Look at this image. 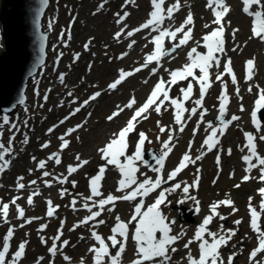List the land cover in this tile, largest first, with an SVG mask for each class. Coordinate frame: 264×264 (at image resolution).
<instances>
[{
    "label": "rangeland",
    "instance_id": "374dc122",
    "mask_svg": "<svg viewBox=\"0 0 264 264\" xmlns=\"http://www.w3.org/2000/svg\"><path fill=\"white\" fill-rule=\"evenodd\" d=\"M103 1L105 0H84V2L79 3L78 1L75 2V0H62L60 3H58L59 8L52 6L50 9V16L55 17V14H60L62 12L64 13L66 10H69V6L72 4H74L76 7L75 11L79 16L76 25V33L82 39H79L81 40L80 43L77 42L78 44L76 53H72L67 58L62 59L61 50L63 45L61 44V41H56L54 39L53 42H51L52 44L50 43L53 47V51L50 49L52 56H50L51 60L49 61L51 67L55 60L60 59L62 60L60 71L65 72L67 70L73 75L81 73V75L75 78L71 77L70 84L67 85L68 89L66 90L68 94H73V96H78L81 99L87 97L89 94L98 89L105 88L106 84H108L119 74L124 64L131 63L134 61L133 59L137 58V56H134L133 59L126 60L125 62H119L117 60V55L120 52L125 51V45L127 42L124 41L123 45H121L120 41L122 40H115L113 37L114 33H118V31H120V27L115 25L117 21L115 17L117 16L116 14L119 13L121 16L125 12L129 14L127 18L123 20V26H126L127 30L125 34H127L128 29L131 31L135 28L136 24L139 22V18H146L149 15L152 7L151 0L150 5L149 0H135L134 4H126V0H119L118 2H114L113 5L107 4L109 9L111 8L112 10V16H109L105 8L101 9L99 7L102 5ZM198 2H200V0H192V4L187 5L188 8L191 7L196 12V18L198 21L194 29L196 41H200L201 35L207 31L205 29L204 20L210 16V14L205 10L200 11L197 8L196 5ZM135 9H138V11H135ZM185 14L186 13L181 15V17L183 18ZM68 20L69 16H65L64 14L62 22L67 25ZM85 21L89 22L83 23ZM229 22L232 25V30H230L227 46L223 52L224 60L220 64L219 72L215 75V79L218 75L221 76V79L216 81L213 88L211 85V87L208 89L206 95L203 98V106L200 107L194 103L195 100L200 99V85L191 77H189L187 80L179 81L176 85L172 86L169 91V95L172 98L181 100V102L184 103V107L189 110L184 112L182 117L184 131H179L180 125L175 123L174 106L165 101L161 108L160 114H157L152 109V112L147 114V119H142L136 124L135 131L129 134L127 145L128 147H136L139 139L138 133L144 132L148 137V141L151 142L145 141L143 149L148 150L153 148L163 152L164 142L169 140L170 133L172 135V140L170 143V147L172 148V151L170 152L171 157L168 159L167 164L168 162L169 164L165 169L157 172L154 171V169H157L158 167L151 168L153 166H146L140 161L135 162V166L138 168V171L136 172L137 174H135V178L137 180L144 181L145 179H152L154 181L158 176L162 179L161 188H158L150 193L151 196H155L153 202L150 201V206L155 202L158 193L161 190L171 188L176 183H180L182 186L181 189L176 190L170 195L166 194L167 202L161 205V212L167 218L166 222L172 229L171 234L177 235L183 233L181 238L175 244L171 245V247L176 248V251H171V254H178L179 252L183 251L185 255H188L192 248L199 246V242H193L189 245V248L184 247L188 241L193 240L194 234L198 226L203 222L204 218L211 214L210 205H212L214 202L230 199L234 202V207L237 209V211L233 213L231 207L221 205L217 211L220 213V215L226 217V219L221 220L219 217H214L213 221H215V223L213 225L210 224L208 228L213 226L211 228V232L220 233V225H223L225 230L234 229L236 231V235L232 237L228 244L226 246H222L219 249L221 258L223 261L225 259V264H227L230 255L236 258L234 259L233 264H256L255 260L250 261L249 259L252 250L258 246V236L257 233L254 232L250 227V213L248 205L249 199L251 198V206L256 208V210L260 213L259 224L261 229L264 230V212H261L260 210L262 196L259 193V189L262 185H264V181L259 179L260 173H258V175L252 179V182L234 185L235 182L240 183V179L243 175V171L240 169L236 181H232L230 177L232 174V169L237 168L235 167L236 165H241L237 152H235V155L232 157L226 154L225 162L228 163V166L230 167L228 169L229 173L227 171L228 174L226 176H222L220 179L218 177V180L214 181V183L213 178L210 181V175H212L210 174L212 171L211 166H213V162L209 159L210 154H208L209 151L207 147L203 145L204 133H202L200 136L197 135V130L199 129L198 131L202 132L205 126H207L208 129L207 134L210 135L212 128L209 127V124L217 129L220 128L218 124H215V121L220 113L219 97L222 94L221 89L223 83L230 86L232 85V77L231 75L224 72L223 67L229 59L231 60L232 72L238 76V82L241 88L239 96L243 97V100H239L233 91L230 92L233 100L228 99L229 110L227 113L229 114V118L235 115L239 117V119L236 120L234 125L227 133L221 135L219 131L217 132L218 137H220L218 149L222 147L221 144L224 140L226 142L224 145H227V149L228 147L236 145V142H240L239 146H242V133L250 128V125L246 123L249 120V114L251 113L252 107L251 93L249 92V88L251 87L252 92L264 84V54L262 53L261 43L259 40L255 41L250 37L248 21L240 15L234 4L232 13L229 17ZM234 29H238V31H236L235 36L233 37ZM55 37L56 36H53V38ZM86 37L94 38V42H91L90 40L85 41ZM133 38L134 37H131V39ZM86 42L92 44L87 50L83 49V44ZM141 46V48H143V45ZM192 46L193 45L180 50L179 54L181 57L179 59H176L175 57H168L170 66L173 67V70L181 69L184 65L190 63L188 51L193 48ZM137 48L138 47H136L133 51L134 55L138 54L136 52ZM89 50L91 51L90 54H88ZM2 51L3 41L0 30V53ZM99 51H102L101 57L96 59L95 55ZM79 54H81L82 58L79 57ZM249 59H255L258 63V67L256 76L252 78L251 82L248 84L245 81L246 72L244 63ZM135 67L137 66H127L129 69H133ZM167 68L168 67H166L164 63L163 67L160 69L162 70L164 77L168 74ZM210 68L211 65L209 66V69ZM196 75H199L198 69L196 70ZM84 76L85 78L83 79ZM147 80L148 83L145 82ZM149 80L150 79L147 78V74H143L139 77H136L133 81L124 86L120 92L116 94L108 93L107 97L99 103L94 114V118L91 119L88 125L83 123V129L75 137L72 145L67 149V151H61L60 154L65 155L68 160L69 158L76 160V156L79 155L81 160L88 161V163L82 167L79 175L75 176V179H73L67 186H54L56 182L54 180V177L57 175L56 173L65 172L63 168L64 165L62 167L53 166L54 161L49 159L53 151L56 153L60 152L59 148H61L62 141L59 139H52L50 140V145H55H53L51 149L43 148V145L47 143V141L44 142V140L47 139V127H52V125L56 124L58 120L48 119V109L47 107H44L46 105L42 102L38 95L34 94L36 87L32 90V105L28 108H22L15 116L16 120L14 121L13 125H16L18 129L15 128V130H13L11 126H7L6 131L0 135V143H3L5 147L9 145L10 138H12L10 154H6L4 156V160L0 161V164L8 162L7 167L3 170V172H0V176L9 173L6 171L8 167H11L15 171L12 177L8 176L7 179L1 180L0 185H3V187H0V205L3 203L9 204L10 200L15 198V196H11L15 193V185L18 183L19 177H23V180L19 182L25 185L27 191H24L23 189L18 190L17 185L16 190L22 193L23 197H28L33 192L38 190L40 194L33 196V200L39 201L38 205L42 204L39 207L34 206L30 209V213L32 214L33 218L37 219H34V221L27 226L24 225V221H20L15 217V221L18 225L14 229V237H17L19 241L18 243H15L13 242L14 238H12L9 242V264H11L12 254L17 250L18 245L22 241H27V244L25 254L23 258L18 261V264H60L59 262L64 264H82V262L83 264H94V254L89 251V249L93 246L98 247V244L92 237L93 231L97 232L105 240H107L108 245H110V249H112L110 253L115 255V253L118 251V246L116 248H112L111 242L106 238L105 234L112 235L111 228L116 223L115 217L121 214L120 218H122V216H124V212L127 209V205H122L119 213L108 211L107 209L109 207H113V205H109L108 207H105V210L102 212L99 218L97 217L96 221H91L86 224H81L80 222L85 217L90 215V213H88L87 209L84 207L85 203H87L89 207H91L90 203L92 204V201L86 199L91 195L90 185L88 184L90 178L97 174L100 166L106 167V172L104 174V178L101 181L100 187V191L103 193V196L109 193L113 195L118 193L117 197L124 195V192L117 191L118 181L121 179V174L118 168L115 165L107 164L106 161L102 159V153L99 150L105 147V145L112 138H114V133L119 132V130L125 126L131 111L123 114L114 121H108V115L117 110L118 105L121 107L126 105L127 102L130 101V97H139L144 92V96H146L150 91V89H148L150 82ZM189 83H192L193 85V92L190 99L184 101L180 90L182 88H186ZM232 88L235 89L234 85ZM223 91L228 95L227 91ZM240 105H243L246 111L241 112ZM138 106L139 104L137 107ZM39 107L41 108L39 109ZM194 107L197 108V112L195 115H192L190 110ZM202 114L203 120H201ZM30 119L36 124H39V126H41V121H45L46 124L42 125L43 127L40 129L39 134H37V132L36 134L32 135L26 129ZM20 125H22V129L18 131L20 129ZM160 127L165 128V131L161 132ZM194 129L196 130L195 132ZM233 131H235L234 137L232 136ZM256 131L259 133L257 135L258 140L264 142V139H260V137H264V129L260 128L258 131L256 128ZM26 135H31V137ZM31 138H33L32 141H29ZM25 141L27 142L25 143ZM190 144L191 147L189 148ZM55 146L57 147L55 148ZM239 146L236 145L235 148L238 149ZM202 148H204V151L203 154H200L198 151H200ZM186 153L194 162L189 163L187 167L182 170L183 173L181 175H177L173 180H170L173 181L171 185L164 184L165 182L169 181L167 177L170 172L167 170H174ZM132 155H134V152L130 150V156ZM45 157H47V165L45 168H49V170H45V168L44 170L39 169L38 167L39 162L44 161ZM197 157H200V159H197ZM201 159H203V161L200 162V165H198L194 171L196 160L200 161ZM121 162L126 163L124 159H122ZM77 163L79 164V161H77ZM206 163L209 165L207 169L205 168ZM198 169L199 172H196ZM44 171L50 172L51 175L44 177ZM215 174H217V172ZM197 176L199 177L198 186L190 187L189 193L187 195L194 196L199 201V214L196 213L193 216V223H182L181 221L172 223L173 219L177 216V210H173L175 205L182 204L190 208H197L195 201L188 199L186 194H184L182 191L183 186L185 184L192 185L197 179ZM33 180L36 181V184L34 185L30 184V182ZM45 181L51 182L52 186L46 187ZM73 181L75 182V187H73ZM225 184L230 185L224 186ZM236 185H239V187H236ZM6 186H8V188H6ZM62 191L64 192L63 196H61ZM73 199L76 200V210L74 211H72L73 206L71 203ZM47 200H55V202L52 201L53 206H58V210L61 209V212L58 213L63 214L62 216L60 215V222H58L57 219L59 216H56V218L53 219L50 217L45 219L43 212L38 214L39 208L43 209V211L46 209ZM180 201H183V203ZM242 204H244V207H242ZM98 210V208L95 209V211ZM27 216L30 215L27 214ZM99 220H103L104 223L97 225V221ZM237 220L242 222L239 225H236L234 222ZM62 222L63 234L61 235L60 240L55 241V244L59 250L58 255L68 256L70 261H66L64 257H62V259H60L58 262L57 257H55L56 255L54 257L51 256L49 248L52 247L54 243L53 238L58 235V229H61ZM124 222L128 223L129 220L125 219ZM22 224L24 225L23 227H21ZM78 224L79 226H76ZM5 225L6 222L0 216V250H2L3 238L6 234V231L9 229V227ZM42 225H47V227L44 228L43 231H40ZM158 236L160 237V233H158ZM41 238H43L46 243H42ZM204 238L209 240V243L212 242L211 237L205 235ZM63 241H68L67 246L62 245ZM127 245L128 244L126 242L125 251L120 257L129 259L130 253L128 252ZM258 254L263 255V253ZM177 260L179 261V259ZM174 262L176 263V261ZM261 262H264V257ZM168 264L171 263L169 262Z\"/></svg>",
    "mask_w": 264,
    "mask_h": 264
},
{
    "label": "snow or ice",
    "instance_id": "6c2138e0",
    "mask_svg": "<svg viewBox=\"0 0 264 264\" xmlns=\"http://www.w3.org/2000/svg\"><path fill=\"white\" fill-rule=\"evenodd\" d=\"M106 2V0H105ZM127 3H135V0H126ZM40 7L37 9L36 12V26L39 28V17L43 14V9L48 5V0H39ZM153 11L150 12L149 16L150 18L143 23L140 27H137L131 31L127 32V36L131 37L136 32H139L143 29L152 28V31L158 32L159 34L156 35L152 40L151 43L155 45V50L150 54L147 55L145 58V62L142 65V67H147L148 64L156 62L159 63L160 59L164 55H169L171 52H175L177 48L184 46L187 44V42L192 38V29L188 27L189 25L194 24L193 15L191 12L187 15L185 21L177 27L174 31H170L167 29H161L160 25L163 23V20L165 19V10L163 5L165 4V0H151ZM242 11L253 17V27H252V34L253 37L259 38L261 40H264V0H242ZM253 6H256L258 10L253 11ZM103 7V5H101ZM207 7L212 8L213 15L215 19L213 20V24L218 25L216 29H214L211 33L206 34L203 36L204 41V48L207 49L206 54H200L197 52V49L193 47L189 53L188 58L190 63L184 65L181 69L172 70L170 71V80L167 82V84L175 85L179 81L187 80L189 77H191L193 80L197 81L200 85V99H197L194 101L195 105L202 107L203 104V98L206 95L207 89L211 87V84L209 82V66L212 63H215L217 66H219L220 61L217 57V53H223L224 52V26L225 23L224 17L227 15L228 12H230V7L227 6L226 0H208ZM180 8L179 0H176V3L173 4L171 7H168L166 9V16L168 19H171L173 16V13L175 11H178ZM129 14L127 12L123 13L121 16L119 13H117V16L120 17V19L117 21V23L123 22L124 19L127 18ZM49 27H51V22L49 24ZM205 27H208V25H205ZM187 29V30H185ZM236 31L238 29L233 30V37L235 36ZM123 33V30L121 32H118L116 34V39H119L121 34ZM182 33V38L179 39L178 43H175L173 47L166 51L163 47V42L165 38H171L172 41H176L177 34ZM63 38V33L61 34ZM70 38V36H69ZM41 46H40V53H41V59L38 61V63H42L43 59V41L47 39L46 36L41 35ZM133 44L135 41L132 42ZM131 44L129 45V48H131ZM88 45H85V49L87 50ZM235 50V49H234ZM78 58V57H77ZM120 58H123L122 56ZM199 70V75H196V70ZM254 70V60L249 59L246 61V79L250 80L252 78V73ZM141 71V68H135L133 71H124L120 70L119 77L109 85L110 89H116L119 84H121L127 77H130L134 75L135 72ZM156 69H153V74H155ZM224 72L231 75L232 77V83H236V77L232 72L231 68V60L229 59L227 63L224 64ZM61 81H63V75L60 77ZM216 79H221V76H217ZM147 82V81H145ZM226 89V85L224 86ZM183 100L187 101L190 99L191 94L193 92V85L192 83H189L186 88H182L181 90ZM251 91V88L249 89ZM239 94V91L237 89V95ZM100 95L99 92L93 94L89 100L84 101V106H86L91 100H95ZM163 97V99H161ZM47 99V97H45ZM220 100V125L221 127L219 129L212 127L211 124H209V127L212 128L211 134L204 140L203 145L207 147L208 151H211L216 144L219 143V140L217 139V132L219 131L222 135L223 132L227 129L229 122L224 119V116L226 115V108L227 104L229 102L228 96L226 92L222 93L219 97ZM169 102L172 106H174L175 109V123L180 125L179 131H184V125L182 121L183 113L186 111H189L184 107V103L181 102V100L172 98L169 95V88L166 86V81L161 78L154 86L153 90L147 97L146 101L139 107L136 108L133 112V115L127 120L125 126L119 130V132L114 133L113 137L106 145L105 147L101 148L99 151L102 153V159L106 161L107 164L115 165L120 174L121 179L118 181V192H124L125 189L131 188L133 185H136V187L131 191L128 192L122 196H114L113 194L109 193L105 198L100 199L98 201L93 200L94 197H101L103 196V193L100 191L101 187V181L104 178V174L106 172L105 166H100L97 174L90 178L89 184H90V192L91 195L87 197V200L92 201V207H97L98 211H93L92 207H89L87 203L84 204V207L87 209V211L90 213L89 216L85 217L80 223L86 224L89 221H95L97 217H99L102 212L105 210L106 205H113V207H109L108 211H114V205L117 200H124V201H133L136 200L137 197L143 198L144 196H147L152 191L161 188L162 179L158 176L154 181L152 179H145L143 182L137 183V180L135 178V173L138 171V168L135 166L136 161H142L143 160V146L145 144V141H148V137L144 132L138 133L139 139L135 148V153L132 156L126 155L127 150V138L130 133L135 131L136 124L139 122V119H147V115H144L148 113L149 109H153L157 114L161 113V108L164 105V102ZM20 103H23V99L19 101ZM136 104L135 97L131 98L130 101L124 105L123 107L117 106V111L113 112L112 115L108 117V120L114 119L116 116L120 114L125 108L127 109H133V106ZM256 109L257 111L264 109V91H262L259 95V98L256 101ZM243 107L241 106V111H243ZM80 108L77 107L72 115H74L76 112H79ZM257 111H253L251 113V118L253 124L256 126L257 130H260V125L257 119ZM192 115H195L197 112V108H192L190 110ZM239 117L233 115L231 117L232 121L238 120ZM201 120H203V114L201 115ZM3 123L8 124L9 119L8 116L5 115L3 117ZM60 123H63L61 121ZM159 126V122H158ZM15 127V125H13ZM82 127V125H77L76 128L69 129L65 135H71L72 132H75L77 128ZM49 131H52V129H49ZM160 131L164 132L165 128L160 127ZM196 130L194 129V132ZM11 139L9 141V145L5 147L3 143H0V161L4 160V156L6 154H10L11 152ZM245 139L247 141L246 147L248 149V155L243 156V161L248 166L246 167L245 171L250 172L254 165L252 163L253 158H255L258 161L259 166H264V157H261L258 155L256 151V145L254 143L255 137L251 133H245ZM260 139H264V137H260ZM61 143V151L68 147L69 141L64 138V136L60 137ZM172 140L171 133L169 134V140L167 142H164L163 148L164 151L159 157L154 156L153 158L156 160V163L159 165V168L154 169V171L160 172V170L163 168L164 165V159L169 155V153L172 151V148L170 147V143ZM27 141H25L26 143ZM151 142V141H148ZM43 147H48L47 144H44ZM191 147V144L189 145V148ZM229 154L230 150H229ZM120 157H123L126 163L121 162ZM35 159V158H33ZM50 160H54L55 163L58 165L61 163L60 157L58 153H53L50 157ZM197 159H200V157H197ZM76 160L79 161V164L76 166L69 165L67 168L68 175H71L72 173H75L78 171L79 167H83L88 163L87 160H81L80 156H76ZM191 157L186 153L178 165L175 167L173 171H171L167 177V179L173 180L184 168L187 167L189 163H192ZM217 164L220 163L219 156L217 157ZM8 162H5L3 164H0V172H3V170L7 167ZM39 169H44L46 167L45 161H40L38 164ZM31 172V170H30ZM199 172V169L197 170ZM51 174L47 171L43 172L44 177H48ZM251 177L246 175L243 179L246 181L250 179ZM54 179H57L58 183L63 184L67 182L66 178H57L54 177ZM259 179L261 181H264V167H261L260 177ZM23 177L18 178L17 183V189H24L25 185L23 183H20L19 181H22ZM199 183V177L197 176V179L193 182L192 185L185 184L182 188V191L184 194H186V197L188 199H191L195 201L197 208L196 211L199 212V201L194 196H188L190 187L198 186ZM30 184H36V181L33 180L30 182ZM73 187H75V182H72ZM46 187H51L52 184L49 181H45ZM181 184L176 183L171 188H166L161 190L158 193V196L155 200V202L148 207L147 211H141L143 205L142 202L137 204L134 209V214L131 217V220L128 223H125L121 220L119 216L115 217L116 223L111 228L112 235H110L107 239L111 242V247L116 248L118 246V251L115 253V255H112L109 251V246L105 242V239L99 235L97 232H92L93 239L98 243L99 247L93 246L89 249L90 252L94 254V264H104V257L109 258L110 264H119L120 256L124 253L126 242L128 240V231H129V223L132 221H137L135 232L132 237V239L136 242V252H137V259H135L132 264H146V262L155 261L157 258H160L161 264H166V262L170 259L169 256V248L171 245L175 244L183 235V233L173 235L172 229L169 226V224L166 222L167 218L162 214L161 212V205L165 204L167 202L166 194L170 195L171 193L175 192L178 189H181ZM236 187H239V185H236ZM259 193L262 196L261 204H260V210L261 212H264V188L259 189ZM39 191L33 192L31 195L27 198V203L29 205L33 204V196L39 195ZM64 195V192H61V196ZM20 199L19 196L13 198L11 201L12 204H16V201ZM183 203V201H180ZM73 206V210L75 209L76 200L73 199L71 202ZM47 213L46 215L48 217H53L56 211V208L58 206H53V202L51 200L47 201ZM228 206L231 207L233 210V213L237 211L234 207V202L230 199H225L222 201L214 202L212 205H210V215L206 216L203 220V222L198 226L193 240L188 241L184 247L189 248V245L193 242H199V257L195 258L191 255L189 252L188 254V264H225L223 259L221 258L219 249L222 246H226L228 242L232 239L233 236L236 235V231L234 229H224L223 225H220V233L211 232L208 228V226L213 221L214 217H219V219L224 220L226 217L220 215V213L217 211V209L221 206ZM16 211L18 213V218L24 219L25 218V212L24 209L21 208L19 205L16 206ZM0 212H2L3 219L7 223L8 222V213H9V204L3 203L0 205ZM249 213H250V227L254 232L257 233L258 236V246L252 250L250 253L249 259L250 261L255 260L258 253L264 252V230L261 229L259 220H260V213L256 210V208L251 206V198L249 199ZM139 218V219H137ZM33 219L37 218H29L26 220V223H31ZM242 221L237 220L234 223L236 225H239ZM98 224H103V220L97 221ZM172 223H175L174 221ZM62 225L61 223V229H58V235L54 237V243L52 247L49 248V252L51 256H55L57 254L58 248L55 244V241L60 240L62 233ZM24 225L22 224L21 227ZM76 226H79L76 225ZM47 225H42L40 231H43L44 228H46ZM74 230V229H73ZM157 233H160V237H157ZM222 233V234H221ZM14 235V229L9 228L7 231V234L3 238V245L2 250H0V264H6V257L9 254L10 244L9 242L13 238ZM205 235L208 237H211V243H209V240L205 239ZM119 237V239H118ZM42 243H46V241L41 238ZM27 241H22L19 245L17 250L12 254L11 257V264H18V261H20L24 254L26 249ZM68 241H63L62 245L67 246ZM171 251L175 252L176 248L171 247ZM43 259V258H40ZM64 259L66 261L70 260L68 256H64ZM234 256H229L227 264H233ZM83 264V262H82ZM261 264H264V262H261Z\"/></svg>",
    "mask_w": 264,
    "mask_h": 264
},
{
    "label": "water",
    "instance_id": "95a60500",
    "mask_svg": "<svg viewBox=\"0 0 264 264\" xmlns=\"http://www.w3.org/2000/svg\"><path fill=\"white\" fill-rule=\"evenodd\" d=\"M50 4L51 0H48L37 28L39 0L2 1L0 23L4 50L0 53V114L14 115L21 106L28 103L30 80L47 63L49 35L44 31V20ZM41 35L47 39L43 41L42 63H38L41 59ZM21 98L23 103L19 102ZM180 210L184 213L182 216L189 213L184 207Z\"/></svg>",
    "mask_w": 264,
    "mask_h": 264
},
{
    "label": "bare ground",
    "instance_id": "6f19581e",
    "mask_svg": "<svg viewBox=\"0 0 264 264\" xmlns=\"http://www.w3.org/2000/svg\"><path fill=\"white\" fill-rule=\"evenodd\" d=\"M135 11H138V9H135ZM141 43V42H140ZM147 48H148V46H146ZM57 78L60 80V76H58L57 75ZM141 89V88H140ZM20 127V129H19V131L22 129V125H20L19 126ZM43 126L41 125V126H39L38 124H36L34 121H32L31 119L29 120V124H28V127L26 128L27 130H28V132H30L32 135H34V134H36L37 132V134H39V132H40V129L42 128ZM26 136H28V137H31V135H26ZM32 139L33 138H31L29 141H32ZM50 140H52L51 138H48L47 137V139H45L44 140V142L45 141H47V145H48V147H43L44 149H51V147L53 146V145H55V144H51L50 145ZM57 146H55V148H56ZM59 150H60V152H57L58 154H59V157H60V160H61V163L59 164L61 167L63 166V168H64V173H65V175H66V177H67V183H69L70 184V182L73 180V179H75V176H77V175H79V173H80V169H78V171H76L75 173H72L71 175H68V173H67V168H68V166L69 165H72V163L70 162V160H68L67 158H66V156L65 155H63V154H60L61 153V148H59ZM65 152V150H62V152ZM53 153H56V152H52V154ZM121 159H124L123 157H120ZM45 163H46V165H47V157H45ZM54 161V160H53ZM54 164H56L55 163V161H54ZM73 166V165H72ZM240 167H241V165H240ZM240 167H238V168H240ZM171 171H173L172 169H168V172H171ZM140 182H143L142 180H140ZM88 185H90V184H88Z\"/></svg>",
    "mask_w": 264,
    "mask_h": 264
}]
</instances>
